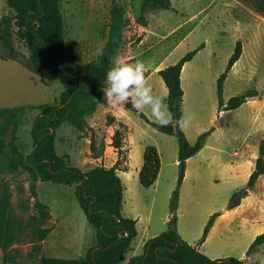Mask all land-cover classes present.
<instances>
[{"label":"rangeland","instance_id":"1","mask_svg":"<svg viewBox=\"0 0 264 264\" xmlns=\"http://www.w3.org/2000/svg\"><path fill=\"white\" fill-rule=\"evenodd\" d=\"M171 1L174 11H146L145 26L139 20L142 0L61 1L67 59L79 82L84 84L88 65L111 46L98 74L97 86L86 90L87 103L103 97L106 72L112 66V58L119 54L130 62L144 61L148 68L147 83L167 106V88L157 71L203 45L181 70L182 89H185L182 117H191V120L187 126H179L190 144L206 130H219L209 137L207 147L197 156L202 162L199 169L195 171V165L191 166L194 174L180 185L175 212L177 232L209 258L234 257L246 264H264V244L246 255L255 236L264 232V175L247 190L248 195L241 199L236 215L216 217L215 229L208 231L201 244L203 229L210 217L225 211L234 192L246 187L247 174L254 169L264 138V16L253 9V0ZM11 15L7 0H0V20ZM236 22L240 24L238 28ZM237 41L245 42V53L238 66L227 72L221 98L226 103L239 94L254 96L248 98V103L215 119L219 109L217 80L226 72ZM25 53L26 47L16 38L11 50L0 41V56H25ZM0 59V109L18 105L36 107L24 110L15 133H11L10 127L3 148L6 154L15 156L11 154L13 144L22 155L21 160L29 163L33 121L41 106L54 104L64 86L48 73L21 75L12 69L15 60ZM20 88H23L22 95L17 92ZM143 113L148 122L129 111L127 117L125 107L102 108L96 103L93 111L85 116L87 126L76 128L63 124L55 139L56 153L82 171L97 166L108 168L118 159L128 160L133 172L130 176L120 175L124 188L121 214L136 220L138 234L125 255L126 264L142 254L143 239L166 231L170 197L179 172L177 137L158 131L152 124L158 122L149 110ZM7 114L0 110V121ZM110 117L114 122H109ZM116 128L123 133L124 151L120 156L112 145ZM147 145L157 148L161 167L154 184L144 188L135 169L141 167ZM213 153L218 157L216 163L206 160ZM1 177L9 189V215L16 235L7 249L6 264H40L41 257L81 258L96 244L95 229L86 220L73 186L35 179L31 168L24 166L15 172L5 171ZM36 201L43 204V212H39ZM39 228L50 229L41 241L37 240ZM3 254L0 250V264H3Z\"/></svg>","mask_w":264,"mask_h":264},{"label":"trees","instance_id":"2","mask_svg":"<svg viewBox=\"0 0 264 264\" xmlns=\"http://www.w3.org/2000/svg\"><path fill=\"white\" fill-rule=\"evenodd\" d=\"M61 1L64 0H7L12 15L4 16L0 20V41L3 45L11 50L13 40L16 38L26 47L25 56L6 54L0 57L16 60L34 74L48 73L64 86L54 104L41 106L40 113L33 121L31 129L33 148L27 157L29 163L21 160L22 155L13 144H11V154L15 156L6 154L3 148L5 135L10 127H12L11 133H15L16 125L24 110L36 107L31 105L14 108V110L5 109L8 114L0 121V157L5 156L0 158V250L4 253L3 264L8 261L7 249L13 244L16 235L13 233L9 215L10 193L1 174L5 171H18L21 166L31 168L35 179L73 186L75 198L86 220L96 232V244L87 251L84 257L74 259L41 257L40 264H126L125 255L130 251L131 243L138 234L136 220L121 214L124 188L117 170H126L127 160L118 159L108 168L97 166L82 171L70 166L64 157L55 151L57 130L61 125L67 124L76 128L87 126L85 116L93 111L98 97L87 103L85 93L90 86H97L98 74L104 67L111 50V46L107 47L88 65L87 81L81 84L66 55L64 20L59 7ZM252 6L256 12L264 16V0H253ZM156 9L172 10L173 8L170 0H142L139 20L144 26L146 25L144 13ZM202 46L187 52L175 64L157 71L167 88L166 104L173 122L167 127H162L159 123L152 124L158 131L177 137L178 180L170 197V217L166 231L146 240L142 254L132 257L127 264H246L242 259L234 257L209 258L196 246H191L183 240L176 228L175 212L178 206L180 185L185 175L186 161L203 148L212 132V129L202 132L195 143L190 144L177 123L184 111L181 70ZM241 53L242 45L237 41L228 59L226 72L222 73L217 80L219 111L234 110L246 102L249 97L254 96L249 93L239 94L229 98L225 104L221 98L222 84L227 72L240 58ZM145 75L148 76V74ZM125 108L140 119L149 121L143 112L133 109L131 103ZM109 122H114V119L110 117ZM112 145L118 156L123 154V133L119 128L115 129L112 136ZM160 167L161 161L157 148L153 145L145 146L143 162L138 175L140 185L144 188L151 187L158 177ZM262 175H264V138L259 145L254 169L249 174L246 187L234 192L226 209L231 210L238 207L241 199L248 195L247 190L252 189L256 180ZM31 187L34 189L33 185ZM35 204L39 212H43V204L38 201ZM220 214H213L204 226L201 244ZM49 232V228H39L37 240H43ZM263 244L264 232L255 236L246 255L249 256Z\"/></svg>","mask_w":264,"mask_h":264},{"label":"clouds","instance_id":"3","mask_svg":"<svg viewBox=\"0 0 264 264\" xmlns=\"http://www.w3.org/2000/svg\"><path fill=\"white\" fill-rule=\"evenodd\" d=\"M111 65L106 72L103 97L96 99L100 107L124 108L131 103L137 112L149 110L154 121L162 127L173 122L162 98L154 95L152 86L146 81L148 68L144 61L137 59L130 62L118 54L112 58ZM190 120L191 117H181L177 123L187 126Z\"/></svg>","mask_w":264,"mask_h":264},{"label":"crops","instance_id":"4","mask_svg":"<svg viewBox=\"0 0 264 264\" xmlns=\"http://www.w3.org/2000/svg\"><path fill=\"white\" fill-rule=\"evenodd\" d=\"M171 1V0H170ZM171 4H172V1H171ZM172 7H174L173 6V4H172ZM172 11H174V8L172 9ZM177 15H181V12L180 13H178ZM235 24V26H237V28H238V26H240V24L238 23V22H236V23H234ZM242 45V53H241V55H240V58L234 63V65L232 66V68H234V67H236V66H238V64L241 62V60H242V56L244 55V53H245V47H246V44H245V42H244V44H241ZM3 59V58H2ZM1 60V59H0ZM2 61H4V60H2ZM13 65H15V67H12V69H14V70H16L19 74H21V75H27V74H29L28 72H30L31 74H34V73H32L31 71H29L27 68H25L22 64H20L18 61H16L15 60V62L13 63ZM231 68V69H232ZM162 69V68H161ZM181 78H182V74H181ZM147 80V79H146ZM181 85H182V88H184L183 87V84H182V79H181ZM22 89L23 88H20V89H18V91L17 92H19L18 94H20V95H22L23 94V91H22ZM27 90V89H26ZM25 92V91H24ZM184 94H183V101H184V97H185V89H184ZM249 102V100L247 99L246 100V102H244V103H248ZM184 103V102H183ZM243 103V104H244ZM225 104V103H224ZM18 107H22L21 105H18V106H12V107H10V108H2V109H0V110H5V109H14V108H18ZM227 111H229V110H224V109H222V110H220L219 111V109H218V111H217V114L215 115V119L216 118H219L220 117V115L221 114H224L225 112H227ZM126 115H127V117H128V110H126ZM214 119V120H215ZM121 122H124V121H122V119L120 120ZM126 124V123H125ZM218 130H219V128H215V129H212V132L210 133V135L208 136V138H207V140L209 139V137L210 136H213L214 134H216V132H218ZM207 140H206V142H205V144H204V146H203V148L198 152V153H196L194 156H192V157H190V158H188L187 159V161H186V169H185V175H184V178H183V181H182V185L181 186H183V183L187 180V178H189L190 176H192L193 174H194V172L191 174V166H194L195 165V171H197V169H199V166H200V164L202 163V162H199V160H197V156H199V154H201V152H203V150L207 147ZM144 152V151H143ZM210 156H212L211 158H209ZM128 159H129V153H128ZM197 160V161H196ZM206 160H208V161H212L213 163H216V162H218V157L216 158V156H215V154L213 153L212 155H209L207 158H206ZM116 162V160H114V162L111 164V166L112 165H114V163ZM176 163L178 164V160H176ZM125 165H126V167H127V169L126 170H123V169H121V170H117V174H118V176L120 177V175H121V173H123V174H126L127 176L129 175L130 176V173L131 172H133V169L132 168H130V165L128 164V160L125 162ZM110 166V167H111ZM141 168V167H140ZM140 168H136L135 170H136V172L137 173H139V170H140ZM160 172V171H159ZM250 174V173H249ZM249 174H247V176H249ZM193 178V181L194 182H197V177L196 176H193L192 177ZM239 207V206H238ZM238 207H236V208H234V209H231V210H227V209H225V211H223L220 215H222L223 217L226 215V214H229V213H231L232 214V211H234V210H236ZM228 219V218H227ZM215 229V225H214V223H213V225H212V227L210 228V232L211 231H213ZM143 241V244L145 243V239H143L142 240ZM187 242V241H186ZM188 244H189V242H187ZM199 249V248H198ZM200 250V249H199Z\"/></svg>","mask_w":264,"mask_h":264},{"label":"bare ground","instance_id":"5","mask_svg":"<svg viewBox=\"0 0 264 264\" xmlns=\"http://www.w3.org/2000/svg\"><path fill=\"white\" fill-rule=\"evenodd\" d=\"M239 207H241V205H240ZM239 207H238L236 210L232 211V215H236V214H237V212H238V210H239ZM224 217H225V218L228 217V214L225 215Z\"/></svg>","mask_w":264,"mask_h":264}]
</instances>
